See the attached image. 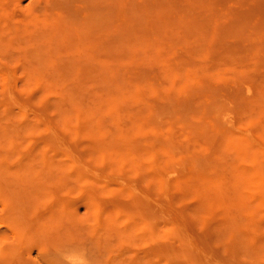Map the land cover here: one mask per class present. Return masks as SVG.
Listing matches in <instances>:
<instances>
[{
	"label": "rangeland",
	"instance_id": "374dc122",
	"mask_svg": "<svg viewBox=\"0 0 264 264\" xmlns=\"http://www.w3.org/2000/svg\"><path fill=\"white\" fill-rule=\"evenodd\" d=\"M3 264H264V0H0Z\"/></svg>",
	"mask_w": 264,
	"mask_h": 264
},
{
	"label": "clouds",
	"instance_id": "9594fccd",
	"mask_svg": "<svg viewBox=\"0 0 264 264\" xmlns=\"http://www.w3.org/2000/svg\"><path fill=\"white\" fill-rule=\"evenodd\" d=\"M16 241L0 238V264L9 255V250L14 248ZM64 264H89L86 254L83 251H69L61 254Z\"/></svg>",
	"mask_w": 264,
	"mask_h": 264
}]
</instances>
